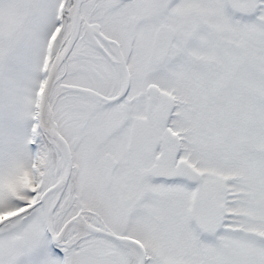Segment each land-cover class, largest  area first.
Segmentation results:
<instances>
[{
  "label": "snow or ice",
  "instance_id": "snow-or-ice-1",
  "mask_svg": "<svg viewBox=\"0 0 264 264\" xmlns=\"http://www.w3.org/2000/svg\"><path fill=\"white\" fill-rule=\"evenodd\" d=\"M0 264H264V0H0Z\"/></svg>",
  "mask_w": 264,
  "mask_h": 264
}]
</instances>
